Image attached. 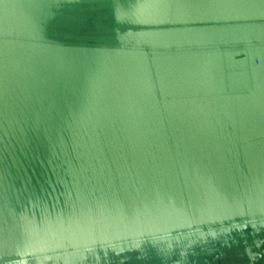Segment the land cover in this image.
I'll return each mask as SVG.
<instances>
[{
	"label": "water",
	"instance_id": "1",
	"mask_svg": "<svg viewBox=\"0 0 264 264\" xmlns=\"http://www.w3.org/2000/svg\"><path fill=\"white\" fill-rule=\"evenodd\" d=\"M0 264H264V0H0Z\"/></svg>",
	"mask_w": 264,
	"mask_h": 264
}]
</instances>
